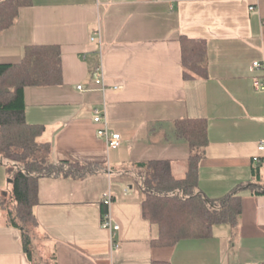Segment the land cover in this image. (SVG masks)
I'll list each match as a JSON object with an SVG mask.
<instances>
[{"label": "crops", "instance_id": "1", "mask_svg": "<svg viewBox=\"0 0 264 264\" xmlns=\"http://www.w3.org/2000/svg\"><path fill=\"white\" fill-rule=\"evenodd\" d=\"M180 36L205 41L206 77H183ZM28 44L58 45L62 80L24 87L25 119L44 126L38 140L50 142L52 160L103 169L38 178L31 258L0 208V264L264 262V192L241 191L235 226L218 223L209 236L160 245L152 242L158 226L142 214L133 175L150 159H166L175 177L184 174L189 146L174 122L190 117L206 123L197 179L205 195L256 180L261 162L257 180L264 185V151L257 150L264 141V0H31L0 31V63L19 61ZM254 60L260 67H251ZM98 64L102 86L94 83ZM253 76L263 88L254 87ZM96 107L120 134L116 148L96 133ZM257 154L262 161L253 160ZM106 191L118 224L113 237L100 224Z\"/></svg>", "mask_w": 264, "mask_h": 264}, {"label": "trees", "instance_id": "2", "mask_svg": "<svg viewBox=\"0 0 264 264\" xmlns=\"http://www.w3.org/2000/svg\"><path fill=\"white\" fill-rule=\"evenodd\" d=\"M31 0H0V31L10 26L19 7ZM182 75L185 79L207 76L206 43L179 37ZM62 80L60 49L57 44H28L17 62L0 63V162L8 165L11 187L0 197L6 223L20 231L22 247L31 258L30 228L37 223L33 206L37 202V181L42 176L82 178L101 171L98 163L50 158L51 144L38 140L44 126L25 119L24 87L53 85ZM176 134L189 146L184 174L175 177L166 159H150L136 164L133 171L142 194V214L158 226L155 244L171 245L185 237H206L218 223L235 226L241 211V191L263 193L256 180L239 183L219 197H208L197 184L198 167L207 143L202 118H181L174 122ZM262 161V160H260ZM259 161V162H260ZM33 264V263H32Z\"/></svg>", "mask_w": 264, "mask_h": 264}, {"label": "built area", "instance_id": "3", "mask_svg": "<svg viewBox=\"0 0 264 264\" xmlns=\"http://www.w3.org/2000/svg\"><path fill=\"white\" fill-rule=\"evenodd\" d=\"M253 7H254L253 5L249 6L250 9ZM97 32H98V28H97ZM91 39H94V37L92 36ZM98 48L100 49V44H98ZM260 65H261V63L258 60H254L251 63L252 68L260 67ZM93 74H94V83L102 86L104 83V80H103V72H102L101 64H98L96 66ZM252 82H253V85L255 88H263V82L257 76H253ZM76 87L78 89L82 88V86L80 84H77ZM114 87L116 88L118 86H114ZM92 121L98 125V127L96 129V133L98 136H100L104 139L106 146L108 148H116L120 142V134L116 131L110 130L106 126V119H105L104 110L97 108V107L94 108ZM257 150L259 152L264 151V141L261 140L258 143ZM252 158L254 161H260V159H261L258 154L254 155ZM110 200H111V198H110L109 191L104 192V194L102 196V204L105 207V209H104V211H102L100 224L103 228L108 229L110 232V236L113 237L115 234L114 232L118 228V224L112 220L108 210L106 209V207L110 203ZM112 246L114 248H116L118 246V244L114 241V242H112ZM245 264H264V262L258 263V262H254V261H248V262H245Z\"/></svg>", "mask_w": 264, "mask_h": 264}, {"label": "rangeland", "instance_id": "4", "mask_svg": "<svg viewBox=\"0 0 264 264\" xmlns=\"http://www.w3.org/2000/svg\"><path fill=\"white\" fill-rule=\"evenodd\" d=\"M9 167L6 164H0V195L2 194V191H6L10 189L11 182L9 181ZM49 260L46 259L44 264L47 263Z\"/></svg>", "mask_w": 264, "mask_h": 264}]
</instances>
